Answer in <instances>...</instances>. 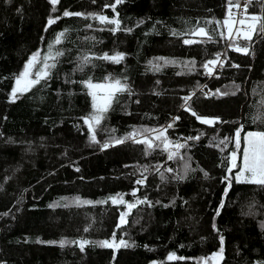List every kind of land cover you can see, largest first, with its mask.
<instances>
[{"label": "trees", "instance_id": "16d2710c", "mask_svg": "<svg viewBox=\"0 0 264 264\" xmlns=\"http://www.w3.org/2000/svg\"><path fill=\"white\" fill-rule=\"evenodd\" d=\"M238 1L122 0L114 31L96 17H112L115 0H0V264H211L216 253L220 264H264V185L237 182L242 159L231 158L264 131L254 120L264 116V34L227 44ZM252 16H264L261 0H250ZM35 53L34 72L47 57L48 75L12 99ZM117 53L119 63L103 59ZM89 80L126 86L91 128ZM118 194L124 203L110 199ZM114 232L130 246L60 244Z\"/></svg>", "mask_w": 264, "mask_h": 264}, {"label": "snow or ice", "instance_id": "6c2138e0", "mask_svg": "<svg viewBox=\"0 0 264 264\" xmlns=\"http://www.w3.org/2000/svg\"><path fill=\"white\" fill-rule=\"evenodd\" d=\"M51 2L53 4H55L57 2V0H51ZM122 0H115V3L110 5V7H112L113 10H115L116 4L121 3ZM261 3H264V0H261ZM239 5H237L238 7ZM105 7H108V5H106ZM247 8V5H245V10ZM69 15H81L80 13H70L65 11L64 12V16H69ZM98 18L101 22H107V23H111V24H115L117 27L115 30H118L119 28V20L118 19H109L106 16L103 15H99ZM250 19L252 21H255L256 23L250 24L249 28L252 30V32L254 31H258L260 34H264V16L258 17V16H252L250 17ZM56 21L54 19H49L48 23L49 25L55 23ZM245 23L244 20H240V24L243 25ZM225 25H229L228 28V37L231 38L232 36V28L230 26V21L229 20H225L224 21ZM258 25V27H257ZM90 27V26H89ZM66 31V30H65ZM239 31V30H238ZM252 32H246L244 33V39L246 40H251L252 39ZM195 35H201V36H207V32H205V30L203 28H200L197 32H194ZM65 35L64 32L59 33L56 38H55V43L59 44L61 42V38ZM221 35L223 36L224 33H221ZM186 44L189 43H194L195 41H191V40H185L184 41ZM237 51H244L246 52L247 49L246 48H237ZM39 56V53H35L33 54V57L29 60V62L25 65L24 71L20 74L19 77H17L16 79V84L17 87L13 89L12 92V99L16 98V94L18 92H25L28 91V89L32 86L35 85L37 83H39V80L43 77H46L48 75L47 69L49 68V65L46 63L47 61V57L45 58V64H44V70L41 73H37L36 74V79H27L26 83L24 84L23 87H21V83L22 80H25L28 75H29V70L30 68L33 66L34 62L36 61L37 57ZM103 59H108L111 60L115 63H119L122 59H123V54L122 53H117L115 55L109 56L108 54H105V56L103 57ZM90 61L89 57H84L83 58V62L86 64ZM217 63V60H211L208 61L207 63H205L203 65V67L205 69H208L209 73H211L212 69L210 67V65H215ZM52 67H54V65H52ZM87 87L90 89H99V88H105L108 87L109 89H111V91L109 92V96L108 98L105 100L104 104L102 106H97L95 104V99H96V94L95 92L92 93L93 95V99H94V108L97 109V113L96 115H93L90 118H87L85 120L86 123H89V120H94L97 124L99 123L100 119H101V115L104 111L107 110L108 106L110 105V101L112 98V95L115 91H123L125 90V85L121 84V81L119 80H115L113 81L111 84L105 86V85H100V84H93L91 83V81H86L85 82ZM217 94H220V90L217 89ZM223 94H227V93H223ZM185 102L187 105V101L191 99V97H185ZM188 110L191 111V109L189 108ZM192 115L195 116L198 120H202L203 123L206 124H211L213 123L212 120H209L207 118H203L201 116H199L195 111H192ZM255 119H262L264 120V116H258V117H254ZM89 127L91 128L92 125L91 123H89ZM169 127H171V125H169ZM135 133H131L129 134V137H126V139L131 138V139H135ZM94 139V137H93ZM227 139V138H226ZM245 147L243 149V166L240 167L239 171L237 172L236 176H235V180L237 182H246V183H255V184H259V185H264V131H258V132H248L245 137ZM140 142H144L148 144L149 149H151L153 147V144L150 140L145 139L144 141H140ZM115 143L119 144V143H123V140H116ZM235 143L237 148L240 147V130L238 129L236 134H235ZM110 145L108 143H105L103 145L104 148L109 147ZM183 145H178V147H182ZM236 156L237 153L233 152L231 154V158H232V167H236ZM169 159H172V156H169ZM168 171H171V169H168ZM229 172H231V168H229ZM247 174V175H246ZM226 179H229L228 177H226ZM137 183H143L142 180L137 181ZM229 187H231V182L229 180ZM228 189H225V194H227ZM112 200V202L115 203H124L123 197L118 194L116 197H111L110 198ZM103 202V201H102ZM140 203H144L145 201H139ZM84 203H91L90 201H85ZM223 206V204L221 205ZM128 209H132L133 207H135V205L133 204H128L127 205ZM219 214V213H217ZM128 215V213H121L120 216V222L117 225V228H119L121 225L125 224L127 221L125 219V217ZM85 231H87V229H85ZM65 243H78L79 247L81 248V250H84V247L86 245H88L89 243L92 244H99L100 246L103 247H108V248H120V247H129L130 245L124 241L123 239H121L118 243L116 242V235L115 232L113 233L112 236V241H108V240H104V241H88V240H82L79 242H66L64 240L60 241L61 246H63ZM223 251V249L221 248V252ZM174 254L169 255L168 259L172 260L174 259Z\"/></svg>", "mask_w": 264, "mask_h": 264}, {"label": "built area", "instance_id": "2783aa9c", "mask_svg": "<svg viewBox=\"0 0 264 264\" xmlns=\"http://www.w3.org/2000/svg\"><path fill=\"white\" fill-rule=\"evenodd\" d=\"M249 2L250 0H239L236 4L230 6L229 14L234 21V29H232L231 38H229L228 33H226V41L228 45L233 41L243 39L245 32H252V30L249 28V25L252 24L248 18ZM237 5L239 6L237 7ZM245 5H247L246 10ZM240 20H244L245 23L241 25Z\"/></svg>", "mask_w": 264, "mask_h": 264}, {"label": "rangeland", "instance_id": "374dc122", "mask_svg": "<svg viewBox=\"0 0 264 264\" xmlns=\"http://www.w3.org/2000/svg\"><path fill=\"white\" fill-rule=\"evenodd\" d=\"M228 20L230 21V26H231V28L232 29H234L233 27H234V21H233V19L231 18V17H229L228 18ZM251 22L250 23H255V21H252V20H250ZM228 28H229V25H227V30H225L226 31V33H228ZM246 33V32H245ZM225 36H226V34H225ZM34 69H35V65L33 64V66L30 68V70H29V75H28V77L25 79V80H22V83H21V87H23L24 86V84L26 83V80L27 79H35L36 77V71L34 72ZM35 73V74H34ZM100 85H102V84H100ZM107 85H109V84H105V86H107ZM17 87V84L15 85V88ZM91 90V92L93 93V92H95V94H96V99H95V104L99 107V106H102L103 104H104V102H105V100L108 98V96H109V92L111 91V89H109L108 87H105V88H99V89H90ZM94 101V100H93ZM90 123V122H89ZM244 147H245V142H243V146L241 147V149H244ZM234 152H236V153H238L239 154V156H240V159H242V163H241V167L243 166V152H240V151H234ZM240 153H242V154H240ZM247 175V174H246ZM128 216V215H127ZM221 258H222V256H221V254H219V253H216V254H213L211 257H210V260H211V264H220L221 263Z\"/></svg>", "mask_w": 264, "mask_h": 264}, {"label": "water", "instance_id": "95a60500", "mask_svg": "<svg viewBox=\"0 0 264 264\" xmlns=\"http://www.w3.org/2000/svg\"><path fill=\"white\" fill-rule=\"evenodd\" d=\"M118 5H119V4H116V7H117ZM116 7H115V10L112 9V10H113V16H112V17H108V16H106V17H108L109 19H113V18H115V19H118V20H119L120 13L116 10ZM239 160H240V156H239V154L237 153L235 163L239 162ZM115 204H119V203H115ZM125 219H126V221H127V217H125Z\"/></svg>", "mask_w": 264, "mask_h": 264}]
</instances>
